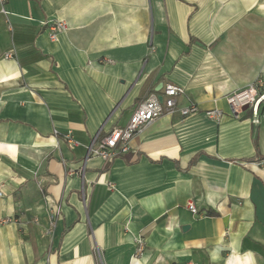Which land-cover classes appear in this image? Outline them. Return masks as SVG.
I'll return each mask as SVG.
<instances>
[{"label":"crops","instance_id":"crops-1","mask_svg":"<svg viewBox=\"0 0 264 264\" xmlns=\"http://www.w3.org/2000/svg\"><path fill=\"white\" fill-rule=\"evenodd\" d=\"M258 77L264 0L0 1V264H264V103L226 100ZM167 84L107 167L94 138Z\"/></svg>","mask_w":264,"mask_h":264},{"label":"built area","instance_id":"built-area-1","mask_svg":"<svg viewBox=\"0 0 264 264\" xmlns=\"http://www.w3.org/2000/svg\"><path fill=\"white\" fill-rule=\"evenodd\" d=\"M65 27L66 24L63 22L53 24L51 27V37H55L56 33ZM5 58H14V51L10 50L6 52ZM162 91V100H159L157 96H154L142 101L133 112L129 123L125 127L115 128L108 134L97 135L91 145V152L95 155H99L107 162L112 161L115 157L124 154L129 148L130 139L135 134L143 131L159 115L164 112H176L177 97L184 93V88L174 84H167ZM226 100L234 115L238 117L243 110H251L254 117V123H259V110L264 103L263 79L258 77L248 86L229 93L226 95ZM179 111L183 116H189L198 112L199 107L195 104H191L179 109ZM206 115L211 119L219 120L223 116V111L221 109H212L206 111ZM54 134L57 135L59 133L57 130H54ZM64 137L74 142L72 135L65 134ZM3 194L2 184L0 183V197ZM187 206L191 212L198 213L194 203L189 202ZM59 213V210H55V213L52 215L50 224L52 231ZM12 220L13 218H0V224ZM138 244L135 256L141 254L144 249V243L141 240H139Z\"/></svg>","mask_w":264,"mask_h":264},{"label":"water","instance_id":"water-1","mask_svg":"<svg viewBox=\"0 0 264 264\" xmlns=\"http://www.w3.org/2000/svg\"><path fill=\"white\" fill-rule=\"evenodd\" d=\"M158 98H159V100H162V95H159Z\"/></svg>","mask_w":264,"mask_h":264},{"label":"trees","instance_id":"trees-1","mask_svg":"<svg viewBox=\"0 0 264 264\" xmlns=\"http://www.w3.org/2000/svg\"><path fill=\"white\" fill-rule=\"evenodd\" d=\"M110 163H111V161H108V162H107V167L110 165Z\"/></svg>","mask_w":264,"mask_h":264}]
</instances>
